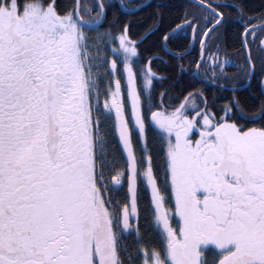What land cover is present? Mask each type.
Masks as SVG:
<instances>
[{"label": "snow or ice", "instance_id": "obj_1", "mask_svg": "<svg viewBox=\"0 0 264 264\" xmlns=\"http://www.w3.org/2000/svg\"><path fill=\"white\" fill-rule=\"evenodd\" d=\"M74 2L61 11L56 0H0V264H264V11L245 19L234 6L243 21L237 67L208 47L230 5L194 0L203 29L186 11L159 50L167 55L191 29L200 55L178 68L205 87L150 108L149 125L152 60L136 67L128 23L100 31L104 0ZM141 7L121 3L129 16ZM257 60L259 105L209 102L207 87L234 79L228 67L252 77ZM144 191L154 241L139 227Z\"/></svg>", "mask_w": 264, "mask_h": 264}, {"label": "trees", "instance_id": "obj_2", "mask_svg": "<svg viewBox=\"0 0 264 264\" xmlns=\"http://www.w3.org/2000/svg\"><path fill=\"white\" fill-rule=\"evenodd\" d=\"M212 2L225 3L230 7L224 9L225 23L213 34L208 47L211 52H217L218 50L221 59H227L239 67L243 64L242 49L240 47L243 21L238 19L237 8L234 6L241 5L246 10L245 19H247L248 16L255 17L264 11V0H212ZM56 3L61 11L70 10L73 0H56ZM190 5L191 3L186 0H154L135 15L129 16L120 13L122 16L119 23H128L131 37L139 42V56L143 59L146 58V60L155 56L151 67L158 77L153 81V87L148 94L151 97L150 102H145L148 110L151 108L154 111L166 106L176 105L183 98V95L194 87H205L196 83L187 74V71L183 74L180 73L178 68L180 64H183L186 70L191 69L192 66L189 61L199 58L200 55L199 42H196L192 50L183 56V60L175 58L176 53L183 54L189 50L191 29L186 30L187 34L179 33L176 38L168 43V49L174 54L165 55L159 50L162 43L160 40L161 35L164 32H170L177 24H181L186 11L195 12L200 17L203 29V16L205 13L192 8ZM111 8L114 9L117 6L112 3ZM209 20H211V17H209ZM111 25H114L113 21ZM149 26L152 27L151 32L147 31ZM142 37L143 39H141ZM259 68L260 62L257 60V73L253 76L250 86L243 91L224 92L207 87L206 92L209 102L217 108H222L225 104L238 98L241 105L247 107L259 105L262 99V90L258 84L261 78ZM227 72L230 77H234V79L227 82V86L239 87L247 81L248 76L243 71L237 72L236 67H228ZM162 93L167 94L162 95ZM145 100L147 101V96Z\"/></svg>", "mask_w": 264, "mask_h": 264}, {"label": "flooded vegetation", "instance_id": "obj_3", "mask_svg": "<svg viewBox=\"0 0 264 264\" xmlns=\"http://www.w3.org/2000/svg\"><path fill=\"white\" fill-rule=\"evenodd\" d=\"M108 14H106V19L103 21L105 23V28L108 26ZM106 30L107 29H105L104 31ZM90 34L93 35L94 33H90ZM124 97L126 100L127 99L126 85H125V90H124ZM142 114L144 115V118L149 122V125H150L151 113L148 112V108L145 106V103L143 104V107H142ZM128 118L129 120H131L130 108L128 111ZM113 122H114V114H113ZM132 129H133L132 138H133V141L136 142L138 138V130L135 129L134 122H132ZM156 131L157 130L154 129V126H149L147 130V141L154 155H155L156 148L158 147V143L156 140ZM115 142L117 144L119 143L118 136H115ZM123 192H126V186ZM151 215H152V207H151L150 191H144L142 192V199L140 202L139 227L141 228L142 232L145 234L146 240L151 239L154 241L155 237L151 230ZM133 223L136 224V221L134 220Z\"/></svg>", "mask_w": 264, "mask_h": 264}, {"label": "bare ground", "instance_id": "obj_4", "mask_svg": "<svg viewBox=\"0 0 264 264\" xmlns=\"http://www.w3.org/2000/svg\"><path fill=\"white\" fill-rule=\"evenodd\" d=\"M122 15L118 12V11H112V12H110L109 14H108V24L109 25H111V23H112V21L114 22V25H112V26H114V27H118V26H120L121 25V23H119V21H120V17H121ZM124 19V18H123ZM125 21H128L127 19H124ZM168 54H170V53H168ZM153 59H155V56L154 57H152L151 59H149V60H153ZM141 60H143V61H146V62H148L149 60H146V58H142L141 57Z\"/></svg>", "mask_w": 264, "mask_h": 264}, {"label": "water", "instance_id": "obj_5", "mask_svg": "<svg viewBox=\"0 0 264 264\" xmlns=\"http://www.w3.org/2000/svg\"><path fill=\"white\" fill-rule=\"evenodd\" d=\"M149 1H150V0H148L144 5H146ZM190 1H191V2H194V0H190ZM144 5H143V6H144ZM192 47H193V45L190 46V48H189L188 51H190V50L192 49ZM251 80H252V77H248L247 84L244 85L243 87L235 88V90H233L234 88H224L223 90H224V91H235V92L241 91V90L245 89V88L250 84ZM218 89H219V88H218ZM220 90H221V89H220Z\"/></svg>", "mask_w": 264, "mask_h": 264}, {"label": "rangeland", "instance_id": "obj_6", "mask_svg": "<svg viewBox=\"0 0 264 264\" xmlns=\"http://www.w3.org/2000/svg\"><path fill=\"white\" fill-rule=\"evenodd\" d=\"M134 63L136 64V67L139 68L141 65H146V61H143L139 58H134ZM157 77V74H156Z\"/></svg>", "mask_w": 264, "mask_h": 264}]
</instances>
